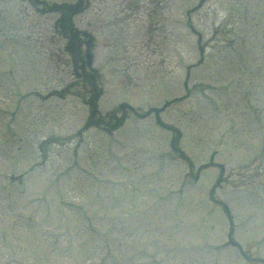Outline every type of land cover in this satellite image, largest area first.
<instances>
[{"label": "rangeland", "instance_id": "rangeland-1", "mask_svg": "<svg viewBox=\"0 0 264 264\" xmlns=\"http://www.w3.org/2000/svg\"><path fill=\"white\" fill-rule=\"evenodd\" d=\"M55 18V12L38 10L27 0H0L5 39V49L0 50V264H223L221 247L214 244L223 239L227 222L206 193L214 170L220 178H216L213 198L232 205L238 224L233 235L264 258L263 99L254 102L251 94L242 93L246 111L259 113L261 120L255 119L253 137L241 135V139H233L231 133L248 130V116L239 111L233 130L227 114L235 108L225 99L218 111L209 109V102L196 105L201 111L188 100L185 107L173 104L166 110L164 121L192 127L180 141L181 147L191 155L201 150L188 175L183 168V178L191 180L198 165L208 167L193 184L184 183L185 204L173 206L172 200L183 203V193L161 189L157 181L177 185L184 165L169 163L160 154L154 167L139 160L166 153L165 131L153 124L150 130L149 120L131 116L117 133L119 140L112 141L110 152L107 138L98 130L76 133L85 106L81 91L68 85L72 71L61 49L63 40L53 28ZM74 20L96 37L93 64L103 72L106 91L99 100L101 109L121 100L142 111L147 102L163 104L181 93L187 65L192 66L189 83L208 92L209 100L215 101L220 94L210 90L216 87L213 83L219 84L218 92L231 95L236 90V83L228 81L229 72L236 70L243 79L259 74L261 81L255 88L258 94L264 91L260 44L264 0H89ZM234 47L244 51L246 61L236 62ZM117 56L125 58V64ZM202 56L208 61L205 67L199 63ZM253 57L259 58L261 71L255 72L254 66L247 69ZM35 58L43 64L40 72ZM211 58L216 59L217 72L209 67ZM43 79L62 92L50 101L38 99L41 104L33 106L31 92L44 91ZM20 94L26 98L17 101ZM18 107L19 113L14 112ZM204 121L210 122L206 128ZM205 151L218 160H208ZM234 152L243 159L237 160ZM219 158L229 166L249 164L248 176L258 173L263 182L245 183L239 172L227 170ZM79 166L94 168L98 179L109 185L110 180H125V184L116 183L118 191L110 198L101 187L93 193L92 178L85 179ZM155 172L162 177L150 176ZM20 177L26 182L18 183ZM231 247L223 254L226 264L259 260L247 249L236 247V254ZM212 251L217 258H211Z\"/></svg>", "mask_w": 264, "mask_h": 264}]
</instances>
